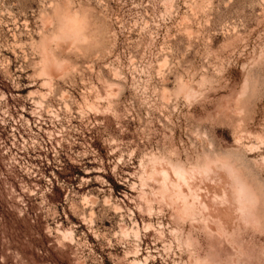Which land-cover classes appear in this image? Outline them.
I'll return each instance as SVG.
<instances>
[{
  "label": "rangeland",
  "instance_id": "1",
  "mask_svg": "<svg viewBox=\"0 0 264 264\" xmlns=\"http://www.w3.org/2000/svg\"><path fill=\"white\" fill-rule=\"evenodd\" d=\"M261 146L264 0H0V264H264Z\"/></svg>",
  "mask_w": 264,
  "mask_h": 264
},
{
  "label": "bare ground",
  "instance_id": "2",
  "mask_svg": "<svg viewBox=\"0 0 264 264\" xmlns=\"http://www.w3.org/2000/svg\"><path fill=\"white\" fill-rule=\"evenodd\" d=\"M57 12L55 14V17L57 18V20L61 21L60 22L61 25L58 27L57 33L54 34L53 40L60 42L63 39L64 40L67 39V40H65L66 42L68 40L69 41L72 40L73 43L83 42L82 45H85V42L87 41V38L85 37V33L87 31H85V30L89 28V23L86 21L85 16H82L79 14L68 15L67 10H66L67 14H64V15H59ZM65 41H63V42H65ZM53 42H55V41H53ZM42 45H44V42ZM55 62H54V64H55ZM45 63H47L46 60H45ZM60 66L61 65H57V67H59V68H60ZM44 71H46V70L44 69ZM244 92H245V89H244ZM242 97H243V95H242ZM216 160H219V159L217 158ZM225 162L230 163L231 161L226 160ZM236 169H237V167H236ZM182 178L184 179V176H182ZM241 183H242L241 185L243 186L241 188V191H240V193L242 194V198H241V202L243 204L242 207H243V211L245 212L244 214H246L249 217V215L252 214L254 207L257 206L256 202L259 198V194L255 193V192L253 193L252 191H247L246 187H245L247 185L245 184V182L242 180ZM182 207H184V209H186V210L191 208V206L186 204V203Z\"/></svg>",
  "mask_w": 264,
  "mask_h": 264
},
{
  "label": "clouds",
  "instance_id": "3",
  "mask_svg": "<svg viewBox=\"0 0 264 264\" xmlns=\"http://www.w3.org/2000/svg\"><path fill=\"white\" fill-rule=\"evenodd\" d=\"M261 147H264V146H261Z\"/></svg>",
  "mask_w": 264,
  "mask_h": 264
}]
</instances>
